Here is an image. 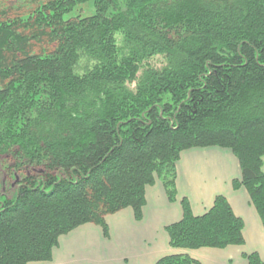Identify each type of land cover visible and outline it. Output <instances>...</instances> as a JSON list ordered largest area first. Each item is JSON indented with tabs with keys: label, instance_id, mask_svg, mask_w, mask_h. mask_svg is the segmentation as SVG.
<instances>
[{
	"label": "trees",
	"instance_id": "obj_1",
	"mask_svg": "<svg viewBox=\"0 0 264 264\" xmlns=\"http://www.w3.org/2000/svg\"><path fill=\"white\" fill-rule=\"evenodd\" d=\"M4 1L0 166L14 179L0 188V264L50 263L87 225L108 238L107 217L126 209L141 221L157 181L176 203L177 163L194 149L233 153V188L264 226V0H33L22 15ZM88 4L94 14L72 16ZM181 207L172 249L245 244L225 197L200 217Z\"/></svg>",
	"mask_w": 264,
	"mask_h": 264
},
{
	"label": "crops",
	"instance_id": "obj_2",
	"mask_svg": "<svg viewBox=\"0 0 264 264\" xmlns=\"http://www.w3.org/2000/svg\"><path fill=\"white\" fill-rule=\"evenodd\" d=\"M240 178V164L231 151L220 148L189 150L177 163L176 203L169 202L162 183L157 181L146 188L141 221L135 219L132 209H126L107 217L108 238L103 236L101 228L93 225L80 229L87 228V236L99 233L98 242H106L110 252L104 264H157L162 258L173 255H189L198 264H248L245 257L253 253L264 262V226L248 192L234 190L233 182ZM219 196L225 197L235 215L243 220L245 244L223 250L172 249L166 228L182 220L181 201L187 199L193 214L200 217L213 207Z\"/></svg>",
	"mask_w": 264,
	"mask_h": 264
},
{
	"label": "rangeland",
	"instance_id": "obj_3",
	"mask_svg": "<svg viewBox=\"0 0 264 264\" xmlns=\"http://www.w3.org/2000/svg\"><path fill=\"white\" fill-rule=\"evenodd\" d=\"M14 1V0H13ZM8 2L7 5L13 8V12L25 14L27 10H32L34 5L33 0H15L14 2ZM46 0H37L38 2H44ZM5 3L4 0H0V4ZM21 6H27L26 8L19 9ZM32 6V8H30ZM29 7V9H28ZM18 8V9H17ZM23 10V12H21ZM95 13V9L92 4L78 7L72 16L86 17ZM70 17V16H69ZM68 18V17H67ZM162 59H155L150 64L151 66H162ZM9 178L14 179V175L8 174L5 170V166H0V188L10 189ZM12 179V180H13ZM7 192V191H6ZM94 228V227H92ZM98 232V231H97ZM87 228L77 230L66 237H62L59 241V245L53 252V260L49 264H104L109 258L110 249L104 244L98 242V234L92 232L91 236ZM100 262V263H98ZM47 264V263H46Z\"/></svg>",
	"mask_w": 264,
	"mask_h": 264
}]
</instances>
